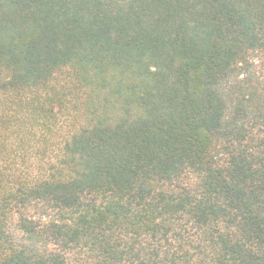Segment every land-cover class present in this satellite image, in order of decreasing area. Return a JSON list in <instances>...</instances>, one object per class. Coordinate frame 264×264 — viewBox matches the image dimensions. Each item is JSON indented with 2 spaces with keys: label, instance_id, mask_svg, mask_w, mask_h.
I'll use <instances>...</instances> for the list:
<instances>
[{
  "label": "trees",
  "instance_id": "obj_1",
  "mask_svg": "<svg viewBox=\"0 0 264 264\" xmlns=\"http://www.w3.org/2000/svg\"><path fill=\"white\" fill-rule=\"evenodd\" d=\"M0 264H264V0H0Z\"/></svg>",
  "mask_w": 264,
  "mask_h": 264
}]
</instances>
